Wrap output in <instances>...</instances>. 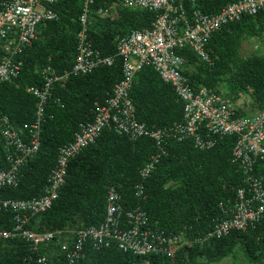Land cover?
Listing matches in <instances>:
<instances>
[{
  "label": "trees",
  "instance_id": "trees-1",
  "mask_svg": "<svg viewBox=\"0 0 264 264\" xmlns=\"http://www.w3.org/2000/svg\"><path fill=\"white\" fill-rule=\"evenodd\" d=\"M235 0H199L207 13L218 12ZM85 0H61L53 6L58 18L43 23L40 36L22 55L23 69L18 78L0 84V110L17 126L32 124L38 99L28 92L44 85V68L70 70L77 54L78 18ZM155 14L148 10L122 9L114 22L98 19L90 32L96 47L116 54L117 35L149 27ZM264 33V12L245 16L214 33L207 44L210 61H203L189 47L184 56V74L199 90L208 87L224 92L233 100L245 94L258 109H264V56L244 49ZM122 58L112 66H102L86 75L72 76L64 85L57 83L46 104L41 148L34 160L21 167L20 182L0 189V228L12 230L15 213L3 201H25L43 195L48 188L59 148L74 140L80 124L94 120L96 112L122 79ZM135 118L147 130L164 129L182 121L184 103L174 88L150 66L135 77L130 91ZM236 136L220 137L208 149H200L192 139L170 138L151 174L142 169L157 153L154 138L133 137L103 130L100 137L72 159L58 198L46 212L32 219L31 229L58 230L100 228L107 220L110 188L121 194L120 228L138 227L150 240H172L166 251L139 255L125 251L117 240L99 242L90 237L85 257L75 264H216L233 256L238 244L251 264L264 262V219L246 231L206 239L215 225L226 218L224 208L232 205L244 176L233 162ZM143 193L140 194V191ZM174 252L171 254L170 252ZM47 252L35 249L20 238L0 239V264H45L39 258ZM46 264H71L58 256Z\"/></svg>",
  "mask_w": 264,
  "mask_h": 264
},
{
  "label": "built area",
  "instance_id": "built-area-1",
  "mask_svg": "<svg viewBox=\"0 0 264 264\" xmlns=\"http://www.w3.org/2000/svg\"><path fill=\"white\" fill-rule=\"evenodd\" d=\"M60 1L0 0V84L20 76L22 55L39 39L41 25L58 18L53 6ZM124 8L148 10L155 18L149 27L117 35L116 54H105L96 47L90 32L98 19L116 22ZM260 12H264V0H235L211 14L204 11L199 0H85L78 18L80 27L76 34L74 66L63 72L46 67L44 85L28 89L38 99L35 121L17 126L0 110V189L16 187L21 167L39 153L46 104L57 83L64 85L72 76L112 66L117 57L123 61L122 79L114 85L112 94L98 109L94 120L80 124L74 140L59 148L45 193L25 201H3L5 209L14 211L15 224L12 230L0 228V239L20 238L35 249L46 248L47 252L39 258V262L45 264L58 256H64L71 264L80 262L85 257V244L90 237L106 241L107 245L108 239L117 240L122 249L139 255L158 254L168 249L166 246L172 241L168 238L154 241L138 227L129 231L120 228L121 194L115 187L109 190L107 220L100 228L68 225L50 231L38 230V226L31 229L33 217L50 209L58 198L70 161L94 143L105 129L133 137L148 135L156 140L159 151L142 169L145 178L166 155L164 146L170 138L192 139L200 149H208L220 137L236 136L233 162L244 176V186L239 188L233 204L224 208L226 218L215 225L206 239L222 238L234 230L255 227L264 219V109H258L252 100H233L224 92L208 87L196 90L184 74L186 60L180 52L189 47L203 61L209 62L207 44L214 33L231 22ZM251 41L254 51L264 56V33ZM146 66L152 67L170 84L184 103L182 121L168 128L147 130L135 118L130 91L136 75Z\"/></svg>",
  "mask_w": 264,
  "mask_h": 264
},
{
  "label": "rangeland",
  "instance_id": "rangeland-1",
  "mask_svg": "<svg viewBox=\"0 0 264 264\" xmlns=\"http://www.w3.org/2000/svg\"><path fill=\"white\" fill-rule=\"evenodd\" d=\"M248 50L254 51L253 43L251 40L249 41V43H247V47L244 49L245 52H247ZM238 100H249V99L245 94H242V95H239ZM233 254H234L233 256L227 257L220 263H216V264H251L243 257L240 244L237 245Z\"/></svg>",
  "mask_w": 264,
  "mask_h": 264
}]
</instances>
